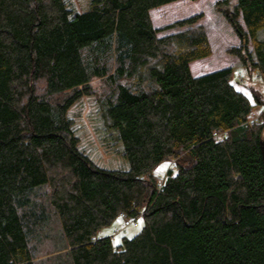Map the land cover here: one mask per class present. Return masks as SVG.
<instances>
[{
  "label": "trees",
  "instance_id": "1",
  "mask_svg": "<svg viewBox=\"0 0 264 264\" xmlns=\"http://www.w3.org/2000/svg\"><path fill=\"white\" fill-rule=\"evenodd\" d=\"M178 1L0 0V264H264V101L192 75L202 15L150 17ZM221 6L264 78V0ZM121 215L137 235L98 236Z\"/></svg>",
  "mask_w": 264,
  "mask_h": 264
},
{
  "label": "rangeland",
  "instance_id": "2",
  "mask_svg": "<svg viewBox=\"0 0 264 264\" xmlns=\"http://www.w3.org/2000/svg\"><path fill=\"white\" fill-rule=\"evenodd\" d=\"M223 1L224 0H182L151 10L150 17L154 28L162 29L177 21L201 14L202 18L198 21L197 25L204 26L207 30L212 54L190 65L193 76L198 77L217 70L232 67L236 74L240 73L244 78L242 81L243 86H240V89L252 100L253 91L255 89L259 92L260 97L264 101V78H258V73L255 72V70L247 73L239 59L229 53L231 49L240 47L242 43L223 12V9H225L228 14L231 13L232 7L221 6L222 8L218 9V6ZM238 21L243 29H245L241 16ZM179 31L180 29L165 30L159 32L157 36L164 37ZM248 49L250 51L253 50L251 44H249ZM199 72L201 75H198ZM262 106L255 107L252 115L261 112ZM172 168L175 169L174 165H172V161L164 162L158 168L156 174L160 176L165 175L166 172ZM138 222L139 224L136 225L119 218L110 227L102 229L98 236L112 237L114 244L118 245L123 237L131 238L139 233L142 222L141 220Z\"/></svg>",
  "mask_w": 264,
  "mask_h": 264
},
{
  "label": "built area",
  "instance_id": "3",
  "mask_svg": "<svg viewBox=\"0 0 264 264\" xmlns=\"http://www.w3.org/2000/svg\"><path fill=\"white\" fill-rule=\"evenodd\" d=\"M238 75H239V79L243 80L241 74L239 73ZM262 107L263 108H262L261 112H259L258 114H253L252 115V117L249 119V124H253V123L259 122L261 115L264 113V105ZM225 136H226V134L216 135V138H220L221 139V138H224ZM121 216H122V220H124L126 222L129 221V222H132V223L137 225V222L135 220H133V221L132 220H128L125 215H121Z\"/></svg>",
  "mask_w": 264,
  "mask_h": 264
},
{
  "label": "crops",
  "instance_id": "4",
  "mask_svg": "<svg viewBox=\"0 0 264 264\" xmlns=\"http://www.w3.org/2000/svg\"><path fill=\"white\" fill-rule=\"evenodd\" d=\"M192 64V63H191ZM208 74V73H207ZM193 75V74H192ZM198 75H201V73L199 72V74ZM202 76V75H201Z\"/></svg>",
  "mask_w": 264,
  "mask_h": 264
}]
</instances>
